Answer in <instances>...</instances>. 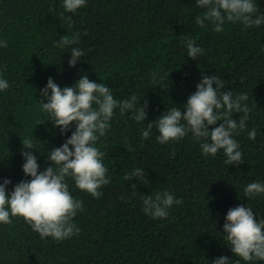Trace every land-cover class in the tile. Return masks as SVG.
I'll list each match as a JSON object with an SVG mask.
<instances>
[{
	"label": "trees",
	"instance_id": "16d2710c",
	"mask_svg": "<svg viewBox=\"0 0 264 264\" xmlns=\"http://www.w3.org/2000/svg\"><path fill=\"white\" fill-rule=\"evenodd\" d=\"M254 3L256 14H264V0ZM206 10L196 0H86L74 13L64 10V0H0V41L8 45L0 47V78L9 84L0 91V183L11 180L7 192L31 179L22 170V139L32 140L36 148L29 151L44 171L52 148L75 130L73 123L61 133L41 110L49 77L63 88L87 75L109 87L117 101L136 97L132 110L114 109L110 128L95 144L105 153L110 180L99 189L102 195L95 198L65 178L83 205L72 220L79 234L41 238L22 217H11V224L0 223V264H212L221 256L229 264H264L234 255L223 232L228 210L238 205L264 220V193L247 198L243 191L249 183H264V24L249 28L226 20L216 32L211 21L196 23ZM77 32L78 44L55 46ZM186 39L203 49L196 59L187 55ZM73 47L83 55L70 67ZM203 75L219 76L221 91H232L233 98L248 95L241 101L251 109L246 128L232 137L243 154L240 164H226L223 149L205 155L200 144L210 138L195 140L190 131L165 144L157 140L156 120L172 107L186 111ZM145 102L146 119L137 122L133 114ZM243 115L232 118L239 122ZM150 122L145 139L141 133ZM253 129L255 140L248 136ZM137 168L145 171L144 183L124 178ZM163 191L182 203L173 204L166 218H153L143 211V197Z\"/></svg>",
	"mask_w": 264,
	"mask_h": 264
},
{
	"label": "clouds",
	"instance_id": "9594fccd",
	"mask_svg": "<svg viewBox=\"0 0 264 264\" xmlns=\"http://www.w3.org/2000/svg\"><path fill=\"white\" fill-rule=\"evenodd\" d=\"M85 3L86 0H64V10L74 13ZM196 3L207 9L203 16L196 18V23L203 27L205 21H211L216 32L223 30L222 25L226 20L232 23L240 22L249 28L264 24V14H256L259 10L254 0H196ZM59 17L63 18L64 12H61ZM79 38V32L71 37L63 35L59 41H54V44L56 47H67L78 44ZM184 42L189 57L196 59L202 54L203 49L196 46L195 40L186 39ZM7 46V41H0V47ZM82 55L83 52L79 48L73 47L69 66L74 67ZM213 84L216 87H213ZM224 86V81L219 76L203 75L196 85V91L187 99L186 111L172 107L156 120L158 142L165 144L170 140H179L190 131L195 140L210 138L211 143L200 144L205 155L215 156L218 150L223 149L227 157L226 164L242 163L243 154L232 137L238 129L243 131L246 128L251 109L241 101H246L248 95L241 93L233 98L232 91H221ZM8 87L7 80L0 78V91ZM40 94L47 99V102L41 100V110L49 114L53 126L59 127L61 133H65L74 123L75 130L61 146L52 148L48 154L51 164L44 171H38L37 157L29 151L36 148L32 140L22 139V156L25 160L22 170L31 179L20 181L10 193L6 191V186L11 180L6 178L0 183V223L11 224V217L19 216L30 224L41 238L51 237L62 241L73 234H79L80 230L72 220L83 207L82 202L70 194L65 178L71 176L78 189L90 193L95 198L102 195L99 189L109 184L110 180L106 177L108 169L103 164L105 153L95 144L110 128L109 121L114 115V109L119 106L121 114L132 110L136 97L133 95L117 101L109 87L102 82L91 81L87 75L81 76L75 85L63 88L49 77ZM146 104L147 102L133 114L137 122L145 121ZM234 112L244 113L239 122L232 118ZM217 121L222 123L210 129ZM152 127L150 122L147 129L142 130L141 134L145 139L149 137ZM248 136L255 140L256 130L248 132ZM52 164L58 167L54 168ZM144 174V169L137 168L131 173H125L124 178L132 180L138 177L144 183ZM132 189L135 193L136 184L132 185ZM243 191L247 198L264 193V183H249ZM181 203L182 201L176 199L169 191L157 192L154 198L151 195L143 197V211L153 218H166L167 210L173 204ZM223 229L227 234V244L234 255L244 261H264V220L257 221L251 208L243 205L230 208ZM212 264H229V257H218ZM236 264H239V261Z\"/></svg>",
	"mask_w": 264,
	"mask_h": 264
}]
</instances>
